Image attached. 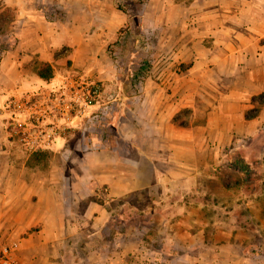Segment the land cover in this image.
I'll return each instance as SVG.
<instances>
[{"label": "crops", "instance_id": "1", "mask_svg": "<svg viewBox=\"0 0 264 264\" xmlns=\"http://www.w3.org/2000/svg\"><path fill=\"white\" fill-rule=\"evenodd\" d=\"M117 1L0 0V250L17 242L15 264H264V198L214 189L245 181L238 158L264 176V0ZM77 74L105 114L74 117L33 157L6 103ZM130 206L143 225L109 209Z\"/></svg>", "mask_w": 264, "mask_h": 264}, {"label": "built area", "instance_id": "2", "mask_svg": "<svg viewBox=\"0 0 264 264\" xmlns=\"http://www.w3.org/2000/svg\"><path fill=\"white\" fill-rule=\"evenodd\" d=\"M100 89L97 82L77 74L60 85L26 92L6 103L7 132L30 153L46 149L67 133L74 117H83L88 125L103 117L105 111L90 109ZM17 247L15 241L3 246L0 264H15L12 252Z\"/></svg>", "mask_w": 264, "mask_h": 264}, {"label": "rangeland", "instance_id": "3", "mask_svg": "<svg viewBox=\"0 0 264 264\" xmlns=\"http://www.w3.org/2000/svg\"><path fill=\"white\" fill-rule=\"evenodd\" d=\"M145 1L147 0H143V2L145 3ZM117 6L121 9H124V10H128V6H127V3H125V1H120L118 0L117 1ZM158 21V19H156L155 16L152 17V23L154 24L155 21ZM136 24H140L139 23V20L136 19ZM3 24L2 20H0V26ZM124 34V30H121L120 32V36H122ZM138 45V46H137ZM142 44H136L135 47H139L140 51H141V46ZM138 49H136L135 51L133 50V53L135 55H139L138 54ZM143 52V51H142ZM149 67H153L152 65H150ZM263 141H264V130H263V137H262ZM258 149H260V146H258ZM261 154H257V156L262 160L263 164H264V142H263V145L261 147ZM260 150V151H261ZM255 155V154H254ZM234 162V163H233ZM231 164V167L234 169V170H238L239 172H242L245 176V181L242 179H239L238 182L235 181V179H232V188H214L216 192H218V198L220 200H223V199H232V200H243V198H250V200L252 201L254 196L257 195V199H261V198H264V176L263 178H257L253 175V172L251 171V167L252 165H247L246 163L243 162V160H240L238 158V161L237 160H234ZM264 167V166H263ZM252 172V173H251ZM203 196H206L208 197L209 199H211V197H209L210 195H205L203 194ZM143 198V197H141ZM136 199V197L132 200V202H135L134 200ZM138 201L141 200L138 196ZM120 211L119 209L116 207V208H113V207H109V209L111 211H113V214L111 213V215L113 216H124V217H128V216H131L132 217V222H136V223H139V225H143L142 222H144V209H139V210H136L134 209L133 207H120Z\"/></svg>", "mask_w": 264, "mask_h": 264}, {"label": "trees", "instance_id": "4", "mask_svg": "<svg viewBox=\"0 0 264 264\" xmlns=\"http://www.w3.org/2000/svg\"><path fill=\"white\" fill-rule=\"evenodd\" d=\"M121 1V0H120ZM138 1H143V0H138ZM134 36V32L133 31H128L126 32L125 35H123L122 37L119 38L118 40V43L120 44H128V43H131V37ZM39 76L41 78H45V79H48L51 77V69L50 67L47 65V66H43L40 68L39 70ZM37 154V152H34L33 154V157H35Z\"/></svg>", "mask_w": 264, "mask_h": 264}]
</instances>
